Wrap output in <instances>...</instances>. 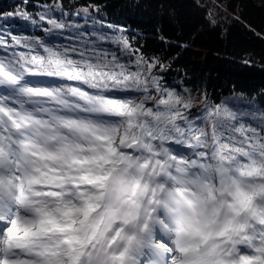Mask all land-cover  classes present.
I'll list each match as a JSON object with an SVG mask.
<instances>
[{"label": "snow or ice", "instance_id": "6c2138e0", "mask_svg": "<svg viewBox=\"0 0 264 264\" xmlns=\"http://www.w3.org/2000/svg\"><path fill=\"white\" fill-rule=\"evenodd\" d=\"M109 39L0 58V264H264V113L197 123Z\"/></svg>", "mask_w": 264, "mask_h": 264}, {"label": "trees", "instance_id": "16d2710c", "mask_svg": "<svg viewBox=\"0 0 264 264\" xmlns=\"http://www.w3.org/2000/svg\"><path fill=\"white\" fill-rule=\"evenodd\" d=\"M101 34L110 39L97 41V52L131 66L136 57L126 60L114 42L123 37L137 55L163 65L153 75L190 99L197 123L205 105L222 102L264 113V0H0V40L8 45L0 58L28 51L14 38L91 50Z\"/></svg>", "mask_w": 264, "mask_h": 264}]
</instances>
